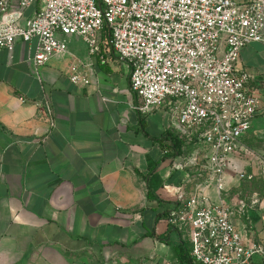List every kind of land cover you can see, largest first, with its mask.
<instances>
[{"label":"crops","instance_id":"0c3cea01","mask_svg":"<svg viewBox=\"0 0 264 264\" xmlns=\"http://www.w3.org/2000/svg\"><path fill=\"white\" fill-rule=\"evenodd\" d=\"M38 6L28 7L21 22ZM61 37L69 53L39 67L36 38L0 50V264H181L174 245L182 236L167 221L176 203L164 188L185 180L163 138L177 134L175 116L166 105L146 114L136 109L128 64L107 39L101 62L91 60L81 37ZM72 54L93 62L90 83L70 81ZM238 65L251 74L262 103L243 141L264 153V42L245 45ZM248 182L232 177L223 196L207 192L229 206L249 204L264 186L260 181L245 197ZM262 207L264 199L233 218L249 244L264 245ZM251 264H264V256Z\"/></svg>","mask_w":264,"mask_h":264},{"label":"built area","instance_id":"2783aa9c","mask_svg":"<svg viewBox=\"0 0 264 264\" xmlns=\"http://www.w3.org/2000/svg\"><path fill=\"white\" fill-rule=\"evenodd\" d=\"M35 4L38 9L21 22ZM105 26L109 49L130 69L136 109L146 114L169 106L179 137L199 145L175 157L183 183L164 186L176 203L167 221L189 243L194 264H251L255 255L264 256V245L247 243L233 220L260 206L264 194L233 207L207 192L214 188L223 196L232 177L264 186V153L243 141L261 97L251 74L238 65L245 45L264 42V0H0V50L36 38L38 67L69 53L61 37L69 35L85 41L91 60L105 62ZM72 59L70 81L90 83L93 62L75 54ZM45 115L53 125L48 102ZM244 155L249 159L240 167Z\"/></svg>","mask_w":264,"mask_h":264},{"label":"trees","instance_id":"16d2710c","mask_svg":"<svg viewBox=\"0 0 264 264\" xmlns=\"http://www.w3.org/2000/svg\"><path fill=\"white\" fill-rule=\"evenodd\" d=\"M107 35H108V28L107 26H105L104 32L102 34V39H107ZM163 138L169 139L170 146L174 147L176 151L175 154H180L184 152L187 143L183 138L179 137L178 134H174L173 132L166 131L163 134ZM174 248L176 250V253L178 255L181 264H194L193 257L189 249V243L186 240L182 238L180 243L174 245Z\"/></svg>","mask_w":264,"mask_h":264},{"label":"rangeland","instance_id":"374dc122","mask_svg":"<svg viewBox=\"0 0 264 264\" xmlns=\"http://www.w3.org/2000/svg\"><path fill=\"white\" fill-rule=\"evenodd\" d=\"M86 47V46H85ZM84 48V47H83ZM163 106V105H162ZM163 112H159L158 113V115L161 117L163 114H162ZM198 147L199 145H194V144H188L187 145V147H186V151L187 152H189V151H191L194 147ZM256 183H254V182H248V183H245V186H246V189L247 190H249L248 192L249 193H244V196L246 197V196H248L249 194H250V192H251V190L252 189H257V188H259L260 187V185H261V182L259 181V180H256L255 181ZM236 196H237V194L235 193V194H233L230 198L232 199V198H236Z\"/></svg>","mask_w":264,"mask_h":264}]
</instances>
